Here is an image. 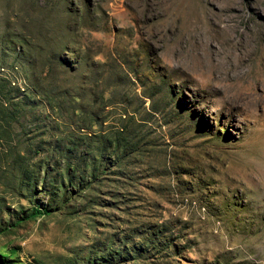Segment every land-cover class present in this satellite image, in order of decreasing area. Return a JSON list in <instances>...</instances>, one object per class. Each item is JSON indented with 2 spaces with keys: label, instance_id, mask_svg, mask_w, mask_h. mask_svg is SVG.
I'll list each match as a JSON object with an SVG mask.
<instances>
[{
  "label": "rangeland",
  "instance_id": "374dc122",
  "mask_svg": "<svg viewBox=\"0 0 264 264\" xmlns=\"http://www.w3.org/2000/svg\"><path fill=\"white\" fill-rule=\"evenodd\" d=\"M0 91L8 264H264V0H0Z\"/></svg>",
  "mask_w": 264,
  "mask_h": 264
},
{
  "label": "trees",
  "instance_id": "16d2710c",
  "mask_svg": "<svg viewBox=\"0 0 264 264\" xmlns=\"http://www.w3.org/2000/svg\"><path fill=\"white\" fill-rule=\"evenodd\" d=\"M15 99L16 97L11 98L9 96L8 91L6 92L0 91V116L4 115L5 117H7V120H5L4 122L5 126L3 125L2 132L0 134H5V135L8 134L7 129L11 127L10 125L13 123L12 121L15 120L13 118H15V116L18 115L19 104L15 103L16 102ZM14 105L18 106V109H10L11 107H14ZM49 214H51V211L47 207L37 205L32 207L30 211L26 213L25 217H22L21 220H25V219L29 220L37 217L48 216ZM3 254L4 253L0 252V264H8L7 261L9 258Z\"/></svg>",
  "mask_w": 264,
  "mask_h": 264
}]
</instances>
